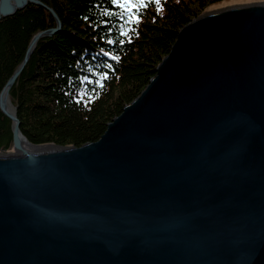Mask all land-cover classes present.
<instances>
[{
	"label": "water",
	"instance_id": "1",
	"mask_svg": "<svg viewBox=\"0 0 264 264\" xmlns=\"http://www.w3.org/2000/svg\"><path fill=\"white\" fill-rule=\"evenodd\" d=\"M38 0H0V19ZM0 94V264H264V2L178 33L138 97L80 148L33 146ZM27 145L21 148L19 140Z\"/></svg>",
	"mask_w": 264,
	"mask_h": 264
},
{
	"label": "trees",
	"instance_id": "2",
	"mask_svg": "<svg viewBox=\"0 0 264 264\" xmlns=\"http://www.w3.org/2000/svg\"><path fill=\"white\" fill-rule=\"evenodd\" d=\"M38 1L61 28L38 41L8 92L9 104L31 145L80 148L97 142L138 97L181 28L235 0H145L132 22L110 0ZM45 7L28 4L0 19V94L33 36L56 27ZM12 152V122L0 111V156Z\"/></svg>",
	"mask_w": 264,
	"mask_h": 264
},
{
	"label": "snow or ice",
	"instance_id": "3",
	"mask_svg": "<svg viewBox=\"0 0 264 264\" xmlns=\"http://www.w3.org/2000/svg\"><path fill=\"white\" fill-rule=\"evenodd\" d=\"M154 2L158 3V0H154ZM112 5H118L120 8H123L127 13H129L128 21L132 22L136 18L132 16L133 9L143 5L145 0H110ZM111 43V41H109ZM107 55V53H105ZM117 57H114V59ZM98 83V82H97Z\"/></svg>",
	"mask_w": 264,
	"mask_h": 264
},
{
	"label": "rangeland",
	"instance_id": "4",
	"mask_svg": "<svg viewBox=\"0 0 264 264\" xmlns=\"http://www.w3.org/2000/svg\"><path fill=\"white\" fill-rule=\"evenodd\" d=\"M262 2H264V0H261V1H259V0H235V1L225 2V3L215 5L212 9L203 13L202 15L208 14V13H213V12H218V11L228 9L231 7L248 6V5L258 4V3H262Z\"/></svg>",
	"mask_w": 264,
	"mask_h": 264
},
{
	"label": "bare ground",
	"instance_id": "5",
	"mask_svg": "<svg viewBox=\"0 0 264 264\" xmlns=\"http://www.w3.org/2000/svg\"><path fill=\"white\" fill-rule=\"evenodd\" d=\"M254 5V4H253ZM249 6V5H248ZM238 7H241V6H238ZM243 7H245V6H243ZM231 8H235V7H231ZM231 8H228V9H231ZM228 9H224V10H228ZM221 11H223V10H221ZM7 105L9 106V108L11 109V110H13L12 109V107L10 106V104L7 102ZM19 144H20V146H21V148H23V149H25L24 147H27V146H29V145H27L23 140H19Z\"/></svg>",
	"mask_w": 264,
	"mask_h": 264
}]
</instances>
